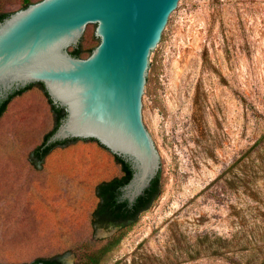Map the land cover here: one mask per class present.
<instances>
[{"label": "rangeland", "instance_id": "374dc122", "mask_svg": "<svg viewBox=\"0 0 264 264\" xmlns=\"http://www.w3.org/2000/svg\"><path fill=\"white\" fill-rule=\"evenodd\" d=\"M21 4L0 0V11ZM96 28L85 50L100 44ZM166 37L147 111L160 196L102 264H263L264 0H185ZM55 128L44 87L15 95L0 118V264H82L117 234L95 230L92 215L97 185L121 165L80 139L35 164Z\"/></svg>", "mask_w": 264, "mask_h": 264}, {"label": "water", "instance_id": "95a60500", "mask_svg": "<svg viewBox=\"0 0 264 264\" xmlns=\"http://www.w3.org/2000/svg\"><path fill=\"white\" fill-rule=\"evenodd\" d=\"M184 2L42 0L0 22V101L44 86L66 113L45 146L94 140L128 163L133 177L119 201L129 207L159 175L162 148L147 124L152 61ZM94 26L100 44L86 59L71 55Z\"/></svg>", "mask_w": 264, "mask_h": 264}, {"label": "trees", "instance_id": "16d2710c", "mask_svg": "<svg viewBox=\"0 0 264 264\" xmlns=\"http://www.w3.org/2000/svg\"><path fill=\"white\" fill-rule=\"evenodd\" d=\"M37 2L39 1L22 0L21 9H25L29 5L35 4ZM11 13L13 12L0 11V22L9 17ZM93 50L94 49L85 50L82 46L79 45L78 47L73 48L70 54L76 58H82L85 53L91 55ZM23 91L24 90L17 92L15 95L20 94ZM10 101L11 100H8L0 109V118L6 111L7 105L10 103ZM50 103L56 116L55 129H57L60 125V121L65 118L66 113L64 109L58 108L53 105L51 100ZM54 132L47 135L45 141L33 151L32 159L35 164L42 163L57 146L65 145L68 142L77 140H67L46 147V141ZM115 159L117 163L121 165L122 176L115 177L109 181H103L97 185L96 195L99 201L92 215V226L95 230L117 229V234L113 236V238L107 243L105 247H103L98 252L89 255L86 261H84L82 264H102L108 253L121 243V232L134 226L137 223L140 215L148 211L160 196V176L158 175V177L153 181L151 188L146 191L145 196L139 198L132 207H129L127 202H120V189L128 184L132 179L133 171L131 170L130 165L124 162L121 158L115 156ZM41 262H43L44 264H63L62 260L57 257L51 259H38L34 262V264H38Z\"/></svg>", "mask_w": 264, "mask_h": 264}, {"label": "flooded vegetation", "instance_id": "af4514ba", "mask_svg": "<svg viewBox=\"0 0 264 264\" xmlns=\"http://www.w3.org/2000/svg\"><path fill=\"white\" fill-rule=\"evenodd\" d=\"M25 89H26V88H25ZM25 89H22V90H25ZM22 90H20V91H22ZM20 91H15V92H13V93H12L7 99L0 101V109L5 105V103H6L8 100H11V99L15 96V94H16L17 92H20ZM7 107H8V105H7Z\"/></svg>", "mask_w": 264, "mask_h": 264}]
</instances>
